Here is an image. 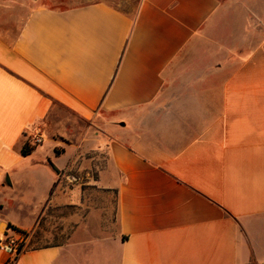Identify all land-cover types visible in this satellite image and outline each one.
Returning a JSON list of instances; mask_svg holds the SVG:
<instances>
[{
	"label": "crops",
	"instance_id": "0c3cea01",
	"mask_svg": "<svg viewBox=\"0 0 264 264\" xmlns=\"http://www.w3.org/2000/svg\"><path fill=\"white\" fill-rule=\"evenodd\" d=\"M40 1L0 0V223L18 226L2 213L22 191L18 228L44 243L14 264H264V14ZM231 4L240 29L225 27ZM54 106L87 132L57 136ZM27 138L41 143L23 157Z\"/></svg>",
	"mask_w": 264,
	"mask_h": 264
},
{
	"label": "rangeland",
	"instance_id": "374dc122",
	"mask_svg": "<svg viewBox=\"0 0 264 264\" xmlns=\"http://www.w3.org/2000/svg\"><path fill=\"white\" fill-rule=\"evenodd\" d=\"M62 2L60 4H56V2H52L51 0H41L40 4H44V3H48L51 4L50 6L52 7H64V8H68V7H72V6H77V5H83V4H88L91 2H96V1H103L107 4H110L112 6H114L115 8L128 13L129 15H133L138 6L140 5L142 0H61ZM247 1V0H246ZM249 2L253 3L254 9L256 10L257 13L260 14H264V0H248ZM33 2V1H32ZM52 2V3H51ZM238 6H234L231 4L230 6V10L233 9L232 11V15H230V17L227 19V23H226V28L229 29H240L242 24V21H240V13H239V9L237 8ZM229 22V23H228ZM251 29V27H248ZM253 28V26H252ZM260 28V27H259ZM260 36L264 35V27H262V29H260L259 31ZM259 38H254L252 40V43L255 44ZM52 117L54 119V123H53V128L54 131L56 133L57 136H61L63 138H68L69 140H76V138H79L80 135H82L83 133L87 132L88 129V125L86 123L80 122L78 121L76 118H74V116L68 112H66L63 108H60L58 106H54L53 110H52ZM44 145V150H46L48 153L51 151L49 149V143L47 141H45L43 143ZM52 152V151H51ZM96 174H93V176H95ZM86 182L85 180L82 181V179H78V183H84ZM82 203H86L88 204H94L96 205V207L98 206L99 208L102 209V216H106L105 212L103 211V209L105 208L107 201L106 198L104 197V194L102 192H99L97 190H91L89 186H83L82 187ZM11 191V190H10ZM17 193V192H16ZM25 193H22L19 196H16V199L18 197H20L19 200H16V203H12V202H7L4 206V211L2 213L3 216H5L7 219L14 221L15 223L18 224V226L20 227H24L26 225V221L27 220V216H28V212L27 210L23 209V206L19 205L18 203L21 201V197L24 196ZM113 205V203H112ZM21 206V207H20ZM80 215H82V217L86 216V212H88L87 207L84 208L83 210L80 207ZM114 222V219H111ZM1 223H5L4 226H0V234L1 236H10V238H13L15 235V237H17V239L19 241H22V243H26L27 247H33V246H38L40 244H44L41 242H33L32 240L34 238H32L31 240H29L28 242H25L28 239V231L26 230H22L24 231L26 234H21L15 231L14 236L12 231H14L13 229H21L20 227L18 228V226H14V224H12L11 222L6 223L5 221H2ZM73 227V224H70L68 226V229H71ZM30 232H32V230H30ZM38 234V231L36 230L34 232V235Z\"/></svg>",
	"mask_w": 264,
	"mask_h": 264
},
{
	"label": "built area",
	"instance_id": "2783aa9c",
	"mask_svg": "<svg viewBox=\"0 0 264 264\" xmlns=\"http://www.w3.org/2000/svg\"><path fill=\"white\" fill-rule=\"evenodd\" d=\"M32 142L36 145L41 143L39 138H34ZM24 250V243L19 241L17 237L14 238H3L0 240V252L7 255V259L3 264H14L17 257Z\"/></svg>",
	"mask_w": 264,
	"mask_h": 264
},
{
	"label": "trees",
	"instance_id": "16d2710c",
	"mask_svg": "<svg viewBox=\"0 0 264 264\" xmlns=\"http://www.w3.org/2000/svg\"><path fill=\"white\" fill-rule=\"evenodd\" d=\"M53 3L54 2H56V4H60L62 1L61 0H51ZM51 2V3H52ZM42 5H44V6H47V7H49V8H52V9H60V10H63V9H65L64 7H62V6H60V7H52V6H50L51 4H48L47 2L46 3H44V4H42ZM108 5H110V4H108ZM111 7H113V8H115L114 6H112V5H110ZM139 7V6H138ZM115 9H117V8H115ZM138 9V8H137ZM117 10H119V9H117ZM119 11H121V10H119ZM137 11V10H136ZM121 12H123V11H121ZM123 13H125V12H123ZM125 14H127L128 16H130L132 19L135 17V15H136V12L131 16V15H129L128 13H125ZM38 145H36V144H34L33 142H32V139L31 138H27L25 141H24V143H23V145H22V148H21V155L23 156V157H26V156H28V155H30L35 149H36V147H37ZM54 153L56 154V155H59L60 153H61V149H55L54 150ZM14 231H16V232H18V233H21V234H26L24 231H22V230H19V229H16V228H14L13 229Z\"/></svg>",
	"mask_w": 264,
	"mask_h": 264
},
{
	"label": "water",
	"instance_id": "95a60500",
	"mask_svg": "<svg viewBox=\"0 0 264 264\" xmlns=\"http://www.w3.org/2000/svg\"><path fill=\"white\" fill-rule=\"evenodd\" d=\"M7 182H8V184H10L9 181H8V179H7ZM2 225L4 226L5 223H0V226H2Z\"/></svg>",
	"mask_w": 264,
	"mask_h": 264
},
{
	"label": "bare ground",
	"instance_id": "6f19581e",
	"mask_svg": "<svg viewBox=\"0 0 264 264\" xmlns=\"http://www.w3.org/2000/svg\"><path fill=\"white\" fill-rule=\"evenodd\" d=\"M2 226H3V225H2ZM2 226H1V227H2Z\"/></svg>",
	"mask_w": 264,
	"mask_h": 264
}]
</instances>
